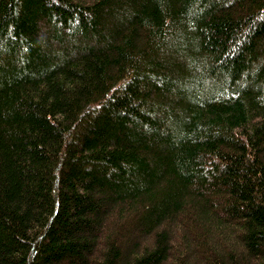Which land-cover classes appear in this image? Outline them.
I'll return each mask as SVG.
<instances>
[{
	"label": "trees",
	"instance_id": "obj_1",
	"mask_svg": "<svg viewBox=\"0 0 264 264\" xmlns=\"http://www.w3.org/2000/svg\"><path fill=\"white\" fill-rule=\"evenodd\" d=\"M0 264H264V0H0Z\"/></svg>",
	"mask_w": 264,
	"mask_h": 264
}]
</instances>
